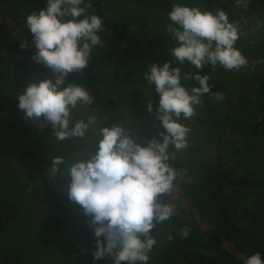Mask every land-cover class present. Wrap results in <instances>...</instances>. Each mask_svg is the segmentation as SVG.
<instances>
[{"label": "clouds", "instance_id": "9594fccd", "mask_svg": "<svg viewBox=\"0 0 264 264\" xmlns=\"http://www.w3.org/2000/svg\"><path fill=\"white\" fill-rule=\"evenodd\" d=\"M250 0H235L247 8ZM86 0H47V6L25 18L36 49L32 59L50 68L48 77L30 83L17 97V106L25 119L41 127L51 124L56 142L84 141L85 148L75 157L55 155L48 169L55 177L61 173L64 188L71 201L79 205L96 240L93 259L108 256L113 264H149L158 241L153 233L157 225L177 214L163 196H173L182 175L169 161L188 147L191 129L185 122L196 115L202 97L210 93V75L189 72L172 61L162 65L153 62L144 73L147 87L159 101H150L149 112L155 111L165 131L159 136H141L122 123L101 125L96 114L77 118L84 106L94 103L86 86L72 80L69 73L83 74L93 50L104 47L101 33L105 30L101 16L88 13ZM164 29L176 40L170 49L181 64L185 61L200 69L205 64L240 69L247 57L237 46L243 34L241 22L233 20L223 8L207 10L203 6L175 2L168 13ZM259 26V25H258ZM26 42L22 47H26ZM182 79H194L199 86L191 88ZM217 101L220 92L211 93ZM63 188V189H64ZM188 237L190 228L181 230ZM242 264H264L260 252L248 255Z\"/></svg>", "mask_w": 264, "mask_h": 264}, {"label": "trees", "instance_id": "16d2710c", "mask_svg": "<svg viewBox=\"0 0 264 264\" xmlns=\"http://www.w3.org/2000/svg\"><path fill=\"white\" fill-rule=\"evenodd\" d=\"M86 3L90 5L88 13L97 14L104 20L105 30L101 33L104 47L93 50L83 74L69 73L66 80L68 83L74 80L87 87L95 98L90 106L101 125L122 123L130 130L140 132L141 136L150 138L152 136L147 131L138 128L135 118H129L124 101L116 95L118 89L137 74L139 64L150 59L152 36L147 30L149 18L140 15L132 0H86ZM46 6L47 0H0V7L5 9L15 25L21 27L31 48L22 47L24 42L18 40L4 22L0 23V49L23 50L30 54L35 47L25 18ZM133 20L143 27L142 34L133 29ZM0 57L5 59L9 74L15 69L23 73L29 69L41 70V67L36 68L4 54ZM256 83V103L264 119V77L259 76ZM20 92L0 94V143L6 148H10L11 144L15 150L12 173L18 177L17 184L34 186L35 191L43 195L48 209L72 213L81 244L93 247L96 237L89 226L90 217L85 216L82 208L69 199L62 174L58 173L55 177L49 175L52 156H55L54 153L59 155V151L52 149L46 136L31 141L25 139L24 113L17 106ZM250 144L239 152L250 155L248 150L253 147ZM254 148L263 151V148ZM171 151L175 153V159L169 162L182 173L178 183L183 187L193 211L177 206L176 215L153 229L158 243L152 253L158 255V263L242 264L243 260L237 253L245 259L257 252L264 257V155L257 151L247 168L237 169L223 155H218L213 163L196 164L188 162L174 149ZM11 194L7 191L0 196V250L8 248L4 241L16 238L11 224L19 219L22 208L18 198L15 201ZM171 198L167 195L162 197L166 202H171ZM193 212L212 227L202 229ZM59 218L48 216L39 226L41 233L61 229L58 223L63 220ZM185 226L190 228L186 238L180 231ZM226 241L230 242L232 250L225 245ZM23 257L1 256L0 253V264H25Z\"/></svg>", "mask_w": 264, "mask_h": 264}, {"label": "rangeland", "instance_id": "374dc122", "mask_svg": "<svg viewBox=\"0 0 264 264\" xmlns=\"http://www.w3.org/2000/svg\"><path fill=\"white\" fill-rule=\"evenodd\" d=\"M175 2L178 0H132L133 7L140 12V15H146L149 18L147 30L152 36V51L150 59L139 64L137 74L124 87L118 89L116 95L122 98L130 115L129 118H135L140 130L147 131L151 136H159V133L165 130L155 111L147 110L150 101L154 108L159 101L158 95H155L151 88H146L144 73L149 65L153 62L162 65L167 61H172L174 67L181 68L182 76L189 72L209 74L211 77L209 83L212 88L210 93L202 97V106L197 107L196 115L191 119L186 121L183 117L181 118V122H185L191 131L188 135V147L179 153L188 162L196 164H210L216 160L218 155H223L225 159L231 161L235 168L245 169L255 159L257 151L264 155V119L256 103L258 87L256 79L259 76L264 77V0H250L247 8L237 6L235 0H226V2L225 0H183L185 3L203 6L207 10L223 8L229 13L231 19L241 22L243 34L237 46L247 57L248 62L238 70H227L210 63L198 69L187 61L181 64L173 57L170 49L177 46V42L164 29L170 23L168 13ZM4 22L13 30L16 38L26 42V47L31 49L21 27L15 25L5 9L0 7V23ZM132 26L135 32L143 33V27L139 26L138 22L133 20ZM35 51L36 49H32L30 54H26L23 50L0 49V55L10 56L36 68L41 67V70L29 69L25 73L20 72V69H15L9 74V71L6 72L5 59L1 60L0 57V64L3 66L2 68L0 65V94L23 92L34 80L38 82L48 77L54 79L50 68L32 59ZM182 83L188 88L199 86L198 81L194 79H182ZM67 84L68 81L65 79L62 87ZM214 92L222 93L224 99L215 100L211 97V93ZM92 113L93 109L90 105L84 106L77 113V118L86 117ZM23 119L25 139L31 141L39 136H46V141L53 150L59 151V155H64L66 158L75 157L86 146L84 141L56 142L51 124L41 127L31 120H26L25 116ZM249 142L253 146L248 150L250 155L240 153L239 150ZM9 146L10 148H6L0 143V196L10 191L11 197H15V201L18 198L17 201H20L22 208L19 219L14 225L11 224L13 235L16 238L4 241L8 248L0 250L1 256L20 257L23 255L22 260L25 264H113L111 257L108 256L100 260L93 259L95 246L87 247L81 244L76 233V218L72 213L58 210L55 212L48 209L43 202V195L35 191L34 186L27 183L17 184L18 177L16 178V174L12 173L16 153L13 146L11 144ZM254 147L263 148V151ZM171 203L175 208L182 206L188 211H193L180 183H177L174 188ZM193 213L202 229L212 227L196 212ZM53 215L63 220L62 223L60 221L58 223L62 226L61 229L42 234L39 226L48 216ZM59 232L61 234H57ZM225 245L233 249L230 242L226 241ZM237 254L240 259H245L242 254ZM157 256L156 253H152L149 264H159Z\"/></svg>", "mask_w": 264, "mask_h": 264}]
</instances>
